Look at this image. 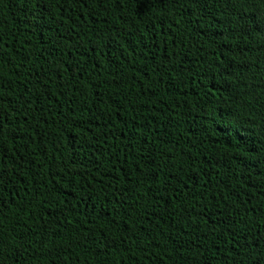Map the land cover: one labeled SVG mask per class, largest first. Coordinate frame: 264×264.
<instances>
[{
    "label": "trees",
    "instance_id": "16d2710c",
    "mask_svg": "<svg viewBox=\"0 0 264 264\" xmlns=\"http://www.w3.org/2000/svg\"><path fill=\"white\" fill-rule=\"evenodd\" d=\"M264 0H0V264H264Z\"/></svg>",
    "mask_w": 264,
    "mask_h": 264
},
{
    "label": "snow or ice",
    "instance_id": "6c2138e0",
    "mask_svg": "<svg viewBox=\"0 0 264 264\" xmlns=\"http://www.w3.org/2000/svg\"><path fill=\"white\" fill-rule=\"evenodd\" d=\"M256 22L258 23L260 28H264V15L258 17Z\"/></svg>",
    "mask_w": 264,
    "mask_h": 264
}]
</instances>
